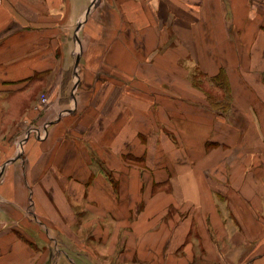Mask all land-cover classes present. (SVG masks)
Wrapping results in <instances>:
<instances>
[{"label": "crops", "instance_id": "1", "mask_svg": "<svg viewBox=\"0 0 264 264\" xmlns=\"http://www.w3.org/2000/svg\"><path fill=\"white\" fill-rule=\"evenodd\" d=\"M0 264H264V0H0Z\"/></svg>", "mask_w": 264, "mask_h": 264}, {"label": "rangeland", "instance_id": "2", "mask_svg": "<svg viewBox=\"0 0 264 264\" xmlns=\"http://www.w3.org/2000/svg\"><path fill=\"white\" fill-rule=\"evenodd\" d=\"M71 76H72V79H73V81H75V83H76V81H78V67L77 66H75V67H73V69H72V71H71ZM71 95L72 94H70V97H69V99L71 98ZM29 209H30V213H32V207L29 205ZM42 228V234H43V236H45L46 238L45 239H47L48 241H50L51 240V237L49 236V234H48V229H47V227L45 226V225H43V226H41ZM53 240V239H52ZM51 240V241H52ZM52 243V246H53V250L54 249H56L57 248V244L54 242H51Z\"/></svg>", "mask_w": 264, "mask_h": 264}, {"label": "built area", "instance_id": "3", "mask_svg": "<svg viewBox=\"0 0 264 264\" xmlns=\"http://www.w3.org/2000/svg\"><path fill=\"white\" fill-rule=\"evenodd\" d=\"M39 100H40L39 103L41 105L46 104L47 103L46 95L44 93L41 94ZM28 133H33V135L36 136L39 139H42L45 136V130L44 129H40L38 127H29ZM19 146H21V145L19 144Z\"/></svg>", "mask_w": 264, "mask_h": 264}, {"label": "trees", "instance_id": "4", "mask_svg": "<svg viewBox=\"0 0 264 264\" xmlns=\"http://www.w3.org/2000/svg\"><path fill=\"white\" fill-rule=\"evenodd\" d=\"M216 82H217V85H220L221 83H223V80H222V79H219V78H217V79H216Z\"/></svg>", "mask_w": 264, "mask_h": 264}]
</instances>
